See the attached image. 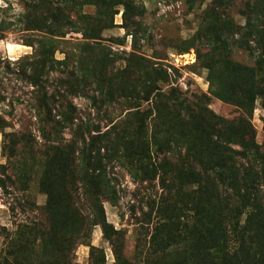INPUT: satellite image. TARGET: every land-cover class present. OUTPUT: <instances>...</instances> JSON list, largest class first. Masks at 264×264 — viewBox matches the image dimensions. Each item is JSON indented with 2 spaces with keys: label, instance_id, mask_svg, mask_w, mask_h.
Segmentation results:
<instances>
[{
  "label": "rangeland",
  "instance_id": "obj_1",
  "mask_svg": "<svg viewBox=\"0 0 264 264\" xmlns=\"http://www.w3.org/2000/svg\"><path fill=\"white\" fill-rule=\"evenodd\" d=\"M108 6L118 12L112 26L101 40L83 39L84 17L103 21ZM63 14L76 30L53 33L49 25ZM263 15L264 0H0V264H172L182 243L167 248L165 238L190 214L174 210L183 188L165 200L158 179L133 176L127 141L136 101L125 96L136 88L135 68L164 73L160 90L186 98L193 124L204 129L214 117L236 123L245 116L248 100L224 102L217 83L233 81L222 70L253 69L250 123L264 152ZM104 168L115 205L100 194ZM99 201L109 237L99 225L84 236ZM175 212L177 220L166 218Z\"/></svg>",
  "mask_w": 264,
  "mask_h": 264
},
{
  "label": "trees",
  "instance_id": "obj_2",
  "mask_svg": "<svg viewBox=\"0 0 264 264\" xmlns=\"http://www.w3.org/2000/svg\"><path fill=\"white\" fill-rule=\"evenodd\" d=\"M85 2L102 5L116 0ZM116 14L118 12L108 6L103 21L96 17L89 23L91 20L84 17L86 24L81 28L82 38L101 40L102 31L112 26ZM126 15L125 5L122 13L124 28ZM66 16L63 14L65 21L58 16L49 25L53 33L63 35L64 26L76 30L77 23ZM250 18L249 15L246 17L249 26L253 24ZM108 20L109 25H106ZM130 35L135 44V35ZM223 47L227 51V47ZM41 57L45 59V54ZM67 57L65 55L66 60ZM127 59L130 62L131 56ZM130 68L127 64L125 70ZM147 69L145 65L135 68L136 88L130 89V94L125 96L127 100L136 101L131 114L136 127L127 144L131 162L136 166L134 178L149 182L158 179L165 195L162 199L165 200H169L172 193L177 195V187H180L179 191L181 188L185 190L180 199L182 207H175L174 210L189 212L190 217L185 216L186 219L180 222L181 227L165 238L164 243L167 248L182 243L179 252L174 250L172 253V264H264V152L255 142V131L250 123L257 92L255 72L239 65L222 70L230 72L233 80L218 81L222 100L238 104L239 99L245 98L249 102L247 113L236 123L214 117L216 122L212 124V129H204L193 124L196 116L190 111L186 98H180L173 90L169 94L160 90L158 83L166 75L157 69L151 72ZM216 80L210 76L212 83ZM161 98L165 101L161 102ZM142 102L148 104L147 109L140 110ZM162 106H167L170 112L164 111V115ZM182 124L189 127L183 130ZM219 126L229 127L231 133L220 131ZM179 161V169H176L175 163ZM88 177L83 179L84 183ZM100 177L104 184L100 194L108 196L115 205L116 191L114 186L110 187L105 168ZM187 187L192 188L187 190ZM55 199L52 190L48 206ZM91 209L94 216L84 236L91 232V227L99 225L103 237H109L110 225L102 203H95ZM166 218L177 220L178 216L175 212ZM154 238L152 236L151 241L155 244Z\"/></svg>",
  "mask_w": 264,
  "mask_h": 264
}]
</instances>
